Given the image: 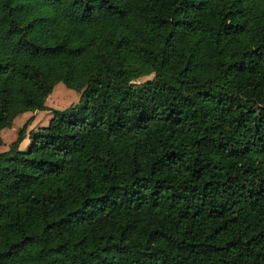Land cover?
Wrapping results in <instances>:
<instances>
[{
    "label": "trees",
    "instance_id": "16d2710c",
    "mask_svg": "<svg viewBox=\"0 0 264 264\" xmlns=\"http://www.w3.org/2000/svg\"><path fill=\"white\" fill-rule=\"evenodd\" d=\"M57 84L0 152V264H264V0H0V146Z\"/></svg>",
    "mask_w": 264,
    "mask_h": 264
},
{
    "label": "rangeland",
    "instance_id": "374dc122",
    "mask_svg": "<svg viewBox=\"0 0 264 264\" xmlns=\"http://www.w3.org/2000/svg\"><path fill=\"white\" fill-rule=\"evenodd\" d=\"M144 80H146V78H143L140 81ZM63 88L66 89L68 93L64 92ZM78 99L79 94L77 92L67 89L63 84H57L54 87L50 98L47 100V105L49 106L47 108L48 113L46 114V112H42L40 114L26 116L24 119L23 116L17 117L12 126L7 128L4 132L3 147L0 148V151H7L9 149V146L13 143V141L16 140L19 129L22 128V126L29 119V117H32V121L26 130V138L20 145L21 149H25L30 143L28 138L29 131L35 130L40 126L46 125L47 119L51 118V114L49 112L50 109H65L71 105L76 104L78 102Z\"/></svg>",
    "mask_w": 264,
    "mask_h": 264
},
{
    "label": "crops",
    "instance_id": "0c3cea01",
    "mask_svg": "<svg viewBox=\"0 0 264 264\" xmlns=\"http://www.w3.org/2000/svg\"><path fill=\"white\" fill-rule=\"evenodd\" d=\"M63 90H64V92H66V93H68L67 92V90L66 89H64L63 88ZM50 98V96L48 97V99ZM47 99V100H48ZM47 100H46V103H45V106L48 108L49 106L47 105ZM42 112H46V114L48 113L47 111H35V112H28V113H24V114H22V115H20V116H23V119L26 117V116H32V115H36V114H40V113H42ZM20 116H18V117H20ZM30 118H32V117H29V119ZM50 119V118H49ZM49 119H47V123H46V125L48 124V121H49ZM15 121V120H14ZM14 123V122H13ZM46 125H44V126H46ZM40 127H43V126H40ZM7 129V128H6ZM6 129H4L2 132H1V137H2V140H3V134H4V132L6 131ZM4 142V141H3ZM14 142V141H13ZM1 147H3V144L0 146V148ZM0 152H4V151H0Z\"/></svg>",
    "mask_w": 264,
    "mask_h": 264
}]
</instances>
